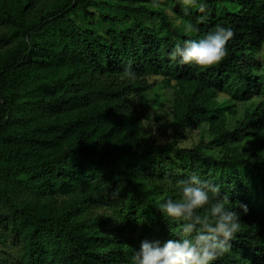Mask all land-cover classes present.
<instances>
[{
	"label": "trees",
	"instance_id": "obj_1",
	"mask_svg": "<svg viewBox=\"0 0 264 264\" xmlns=\"http://www.w3.org/2000/svg\"><path fill=\"white\" fill-rule=\"evenodd\" d=\"M206 5L0 0V246L17 248L0 264H127L128 246L175 238L155 206L178 195L166 178L192 173L248 207L213 264H264V0ZM218 24L234 31L220 64L169 59ZM129 62L133 81L122 79ZM152 76L172 96L167 137L142 125ZM185 131L195 145L181 146Z\"/></svg>",
	"mask_w": 264,
	"mask_h": 264
},
{
	"label": "clouds",
	"instance_id": "obj_2",
	"mask_svg": "<svg viewBox=\"0 0 264 264\" xmlns=\"http://www.w3.org/2000/svg\"><path fill=\"white\" fill-rule=\"evenodd\" d=\"M185 13L196 8L204 12L206 0H182ZM185 34L197 31L195 24L188 22L182 27ZM234 37L231 26L218 24L214 30L198 39L178 42L168 53L170 60L190 67L208 68L220 64L228 56V43ZM260 50L257 51V56ZM122 79L133 81L136 74L131 63L124 66ZM166 113L167 108L158 109ZM167 120L165 115H162ZM146 129L149 136L157 134L158 124L154 120ZM160 123H163L161 121ZM169 131H171L169 129ZM165 191L177 193L168 195L155 207L168 226H172L173 239L163 244L159 241L143 240L138 250L128 246L127 264H213L231 252V241L241 229L240 214H246L248 207L240 202H230L227 193L221 195V185L210 182L192 173L186 179L162 182ZM115 195V194H113ZM239 208V212L235 211ZM16 255L14 249L9 250Z\"/></svg>",
	"mask_w": 264,
	"mask_h": 264
},
{
	"label": "rangeland",
	"instance_id": "obj_3",
	"mask_svg": "<svg viewBox=\"0 0 264 264\" xmlns=\"http://www.w3.org/2000/svg\"><path fill=\"white\" fill-rule=\"evenodd\" d=\"M224 6H226L230 10L232 8L231 3L229 2H224ZM94 10H96L98 13L105 12V9L103 7H98L97 9H94ZM167 11H168L170 18L173 21L176 20V17L173 15L171 10L169 9ZM118 16L122 18V20L124 21L127 20V16L125 14L118 13ZM257 58H258L257 59L258 62L260 63V66L264 68V48L260 51V55L257 56ZM160 79H161L160 76H152L149 79L153 87L148 93L143 95V103L146 109V113H145V118L143 120L142 125L144 128H146L149 124H151L153 120V114H155L156 117H154V120L158 124L157 129H160V132H161L160 135H162L164 131V134L167 137L169 136L168 135L169 129H166V125L170 119V101H171L172 96H171V92L169 89L162 88L159 85ZM246 106L247 105H238L235 109L237 113L240 114L243 111L244 107ZM162 108H167V112L161 113L158 109H162ZM162 115H165L167 120H165ZM161 121H163V123H160ZM147 130L150 131V129H147ZM196 142H198L197 131L195 132L185 131L183 135L181 136V146L191 147L192 145H195ZM217 150L218 148L216 147L205 148V151L207 153L214 154V155L219 154ZM8 245L10 249H14L15 251H17V248L15 246H12L10 244ZM6 248L8 247L0 246V255L6 254L5 256L12 257L13 255H11L9 250H6Z\"/></svg>",
	"mask_w": 264,
	"mask_h": 264
}]
</instances>
